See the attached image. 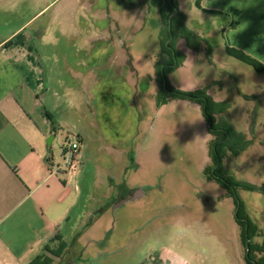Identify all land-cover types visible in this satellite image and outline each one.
<instances>
[{
  "label": "rangeland",
  "instance_id": "1",
  "mask_svg": "<svg viewBox=\"0 0 264 264\" xmlns=\"http://www.w3.org/2000/svg\"><path fill=\"white\" fill-rule=\"evenodd\" d=\"M149 1L137 0L122 14L117 10L121 0H0V40L30 20L26 35L34 37L45 26V38L36 47L49 86L56 79L61 86H77V100L72 99L78 126L65 122L70 101L63 97L54 112L58 136L51 146L63 168V147L79 141L78 135L84 138L73 183L77 206L66 227L75 228L66 240L77 238L86 216L109 207L103 202L113 196L105 181L111 165L120 161L116 152L123 150V164L155 192L152 188L150 203H129L111 216L103 244L122 246L117 258L122 264L145 261L154 250L172 247L178 232L194 234L176 243V251L188 254L191 264H248L236 212L252 222V243L264 248V74L228 55L222 32L211 29L227 25L228 14H203L198 0H159L158 12ZM174 15L200 45L196 51L185 37L175 38L180 64L164 76L169 63L165 45L171 43L166 29ZM188 53L194 62L186 59ZM167 87L203 93L214 103L208 108L212 124L234 129L237 138L224 144L218 163L219 137L211 134L206 103L166 98ZM222 179L236 185L239 206L219 183ZM93 234L89 239L98 237ZM75 246L62 264H105L100 255L81 258V246ZM256 258L261 263L264 252Z\"/></svg>",
  "mask_w": 264,
  "mask_h": 264
},
{
  "label": "crops",
  "instance_id": "2",
  "mask_svg": "<svg viewBox=\"0 0 264 264\" xmlns=\"http://www.w3.org/2000/svg\"><path fill=\"white\" fill-rule=\"evenodd\" d=\"M136 1L121 0L122 9L117 10L123 14ZM155 1L148 4L154 7L153 11L159 12V0ZM197 5L203 14L230 16L227 25L211 26L214 33L217 31L221 35L222 32L221 36L226 39L225 49L239 50L264 64V0H198ZM30 22L22 23L8 37L0 40V264H31L44 255L48 247L59 251L63 245L67 246L65 252L55 264H62L63 259L75 250V245L81 246L83 259L100 255L105 264H122L117 259L121 257L122 246L109 248L103 244L109 233L111 216L114 219L120 209L111 211V205L119 198L122 175L128 178L132 188L144 189L145 193L136 201L137 204L152 201L149 195L153 187L147 182L137 181V171L122 162V154L125 156L127 152L117 151L120 161L111 165V177L109 175L105 181L113 197L102 201L109 207L100 206L93 215L86 216V224L77 238L66 240L75 228V224L66 227L77 206L78 187L73 185L75 175L66 174L57 165L52 143L48 145L47 141L51 136L52 141L57 139L58 125L54 123V112H59L64 101H70V104L66 102L69 106L67 116L70 117L65 122L73 123L74 129L78 126L77 86H61V80L57 79L49 86L36 47L41 46L45 38V26H41L33 37L24 33ZM211 36L214 37L213 34ZM59 128L64 130L62 126ZM78 137L81 140H77L80 142L81 160L84 138ZM97 220L101 221L98 225ZM93 233L98 239H89V236H95ZM176 248L179 246L175 244L154 250L145 261L135 264H182ZM114 251L118 252L115 256L111 254Z\"/></svg>",
  "mask_w": 264,
  "mask_h": 264
},
{
  "label": "trees",
  "instance_id": "3",
  "mask_svg": "<svg viewBox=\"0 0 264 264\" xmlns=\"http://www.w3.org/2000/svg\"><path fill=\"white\" fill-rule=\"evenodd\" d=\"M176 11V10H175ZM181 18L178 16H173V19L171 22H169L167 29H166V36H168V40H171V43L165 45V58L169 61V63H166V68L164 69V76L165 72H167L169 69L177 68L180 64L178 61V54L176 53L175 47L173 46L175 38H186L187 40L190 41L189 46L196 50L199 51V39L193 35V33L186 28L183 22H180ZM183 23V25H182ZM163 26V25H161ZM184 27V29H182ZM181 29V30H180ZM165 32V31H164ZM163 48H164V43H163ZM227 53L231 57L237 59L238 61L244 63L245 65L249 66L253 70H255L259 74H264V64L259 63L257 60L254 58L246 55L245 53L232 49V48H227ZM163 85V84H162ZM165 92L164 88L162 90V93ZM167 95L166 98L168 97H175V98H182V99H187L194 101L196 103L204 104L205 105V115L209 119L210 124V131L211 134L214 135V137L219 139L215 143V150H216V162L218 163L221 157V150L225 146L224 144L228 145L231 140L237 138V134L232 130V128L226 127L225 125H217L215 127L214 124H212V117L209 114L208 108L210 104L213 106L214 103L211 101L210 98L206 97L203 93H201L199 96L191 95V94H186V93H181V92H176L172 88L167 87ZM205 101V102H204ZM219 183H221L227 190L228 194L233 197L235 201V205L239 206L240 205V200L237 196L236 193H234L233 188L236 187V185L232 184L231 182H227L224 179L220 180ZM236 219H237V224L242 230L243 233V239H244V245L246 248V260L248 264H264V258H261L259 263L258 259L256 258L257 253H262L264 252V248L261 247V245H254L252 243L253 236L255 235V227L252 224L250 220L243 219L241 212L237 211L236 212ZM247 240H249V244H247ZM66 245H63L62 248L59 251H52L48 247L46 249V252L44 255L38 257L35 259L31 264H55L57 259H61L63 253L65 252Z\"/></svg>",
  "mask_w": 264,
  "mask_h": 264
},
{
  "label": "flooded vegetation",
  "instance_id": "4",
  "mask_svg": "<svg viewBox=\"0 0 264 264\" xmlns=\"http://www.w3.org/2000/svg\"><path fill=\"white\" fill-rule=\"evenodd\" d=\"M118 191L119 198L111 205L112 212H114L115 209L122 208L129 203H136V201H138V199H140L145 193L144 189L132 188L129 184L128 178L124 177V174L122 175V183L120 184Z\"/></svg>",
  "mask_w": 264,
  "mask_h": 264
},
{
  "label": "built area",
  "instance_id": "5",
  "mask_svg": "<svg viewBox=\"0 0 264 264\" xmlns=\"http://www.w3.org/2000/svg\"><path fill=\"white\" fill-rule=\"evenodd\" d=\"M80 142L68 143L63 147V169L66 174L74 176L80 163Z\"/></svg>",
  "mask_w": 264,
  "mask_h": 264
},
{
  "label": "clouds",
  "instance_id": "6",
  "mask_svg": "<svg viewBox=\"0 0 264 264\" xmlns=\"http://www.w3.org/2000/svg\"><path fill=\"white\" fill-rule=\"evenodd\" d=\"M186 59L194 62V58L191 56L190 53L186 54ZM185 235H190V237L194 236V234H188L185 232L174 233V235L172 237V241H173L172 244H176L177 242L184 240ZM177 255H179L181 257L182 264H191L190 256L188 254H186L185 252L178 250Z\"/></svg>",
  "mask_w": 264,
  "mask_h": 264
},
{
  "label": "water",
  "instance_id": "7",
  "mask_svg": "<svg viewBox=\"0 0 264 264\" xmlns=\"http://www.w3.org/2000/svg\"><path fill=\"white\" fill-rule=\"evenodd\" d=\"M177 14H178V13H177ZM177 14H176V15H177ZM52 140H53V137L51 136V137L48 139V141H47L48 145H51ZM247 244H249V240H247Z\"/></svg>",
  "mask_w": 264,
  "mask_h": 264
}]
</instances>
